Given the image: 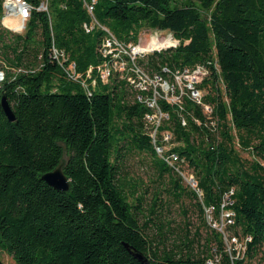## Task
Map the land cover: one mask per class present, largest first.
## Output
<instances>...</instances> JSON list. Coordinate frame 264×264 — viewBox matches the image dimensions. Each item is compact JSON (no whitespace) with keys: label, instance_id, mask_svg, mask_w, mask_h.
I'll return each mask as SVG.
<instances>
[{"label":"trees","instance_id":"trees-1","mask_svg":"<svg viewBox=\"0 0 264 264\" xmlns=\"http://www.w3.org/2000/svg\"><path fill=\"white\" fill-rule=\"evenodd\" d=\"M3 1L0 98L15 120L0 106V251L15 264H264V0H93L95 19L123 43L137 44L143 30L167 33L172 48L136 61L150 76L171 81L176 69L204 68L200 102L187 89L180 103L158 101L167 119L155 141L139 100L147 94L118 71L102 81L106 32L83 27L92 0H46L47 11L37 10L45 0H26L22 33L3 26ZM53 47L69 55L86 88L68 79ZM131 151L151 157L162 186L148 215L164 190L187 196L210 230L202 246L186 239L168 248L164 235L149 237L153 219L141 223L148 189L122 170ZM59 165L66 192L41 179ZM184 167L195 189L183 186ZM224 212L232 213L231 238L243 240L240 257L206 223Z\"/></svg>","mask_w":264,"mask_h":264},{"label":"built area","instance_id":"built-area-1","mask_svg":"<svg viewBox=\"0 0 264 264\" xmlns=\"http://www.w3.org/2000/svg\"><path fill=\"white\" fill-rule=\"evenodd\" d=\"M93 3V0L92 2H84V6L91 17V22L89 25L83 24V27L87 32H90L94 28H101L106 32L105 52L103 53V57H105L108 62L103 64L104 75L102 81H107L113 72L118 71L125 76L127 82L131 86L147 94V97L144 98L139 96V100L143 99L148 109L144 114V119L146 124L152 129L150 136L152 140L155 141L161 122L164 119H167L163 117V111L160 109L158 101L160 99H164L169 103H180L181 97L185 94V90L187 89L190 92L191 98L200 102L202 93L195 88V85L201 82L204 78V68L197 67L194 69H176L171 72V81L165 80L158 75L150 76L137 65V59L154 51L172 48L174 43H166L162 46H148L146 47L147 49L140 48L137 44L131 42L123 43L116 39V37L109 32L107 28L98 23L93 16ZM31 9L32 6L26 0H4L2 3L1 18L3 26L12 32L22 33V31L25 30L26 22L30 17ZM37 10L47 11L46 0L40 3ZM152 32H155V35L166 33L157 30ZM56 51L63 54V63L59 65L68 79L75 81L82 87L86 88V79L83 78L80 71H77L76 65L73 61H71L69 55L62 50L56 49ZM164 71L167 72L168 70L164 69ZM89 73L90 69L87 70L85 74L86 77H89ZM2 78L3 76L0 72V81ZM204 111L206 113H210L211 107L204 105ZM170 138L171 135L169 133H163L164 141H168ZM163 150V147H157L158 155L162 156ZM172 157L173 159L176 158L174 155H172ZM184 178L189 185L195 189V181L191 178H187L186 176H184ZM231 214L232 213L227 212L225 215L228 216ZM231 239L234 242L238 241L235 237H232Z\"/></svg>","mask_w":264,"mask_h":264},{"label":"rangeland","instance_id":"rangeland-1","mask_svg":"<svg viewBox=\"0 0 264 264\" xmlns=\"http://www.w3.org/2000/svg\"><path fill=\"white\" fill-rule=\"evenodd\" d=\"M13 33L15 32L13 31ZM154 33L155 32L151 30H143L139 35L137 45L140 48H146L156 44V46L166 44V34L155 35ZM155 149L157 151V147H155ZM241 155L247 157V154L244 152H241ZM122 170L126 178L136 181L142 188L148 189L143 203V207H145L147 211H145V217L141 218V223H145L149 221V219L151 220V218L153 219V222H150L147 227V234L152 240L158 242L161 240L160 236L164 235L163 241L168 248L174 247L186 239L194 240V245L198 247L205 243V239L209 237L210 234L209 227L201 224L199 214L193 206L194 202L187 196H183L181 199L176 200L164 190L157 203L156 213L151 217L148 215L149 210L153 208L154 194L157 188L160 189L162 187L153 174L152 159L148 154L138 153L137 151L128 152ZM184 175L187 178L193 179L191 171L186 167H184ZM182 184L190 188L189 183L185 179H183ZM225 214L224 212L217 224H214L212 217L208 214L206 223L212 228L222 231L227 251L230 253L231 250L235 248L237 256L240 257L244 249L243 240L237 242L232 241V232L226 229ZM197 230L199 236L195 234ZM218 257L219 256H216V258ZM0 259L4 264H15L13 260L2 251H0Z\"/></svg>","mask_w":264,"mask_h":264},{"label":"water","instance_id":"water-1","mask_svg":"<svg viewBox=\"0 0 264 264\" xmlns=\"http://www.w3.org/2000/svg\"><path fill=\"white\" fill-rule=\"evenodd\" d=\"M0 106L7 119L9 121H14L15 120L14 114L7 102L5 95H2L0 98ZM41 179L44 182H46L50 187L54 188L57 191L66 192L70 188L69 180L62 171V165H59L53 171L43 174L41 176ZM124 246L133 255L134 258H136L142 263H146V259L141 253L132 249L128 244L124 243Z\"/></svg>","mask_w":264,"mask_h":264},{"label":"bare ground","instance_id":"bare-ground-1","mask_svg":"<svg viewBox=\"0 0 264 264\" xmlns=\"http://www.w3.org/2000/svg\"><path fill=\"white\" fill-rule=\"evenodd\" d=\"M164 34H167V33H164ZM105 40H106V37H105ZM165 41L166 43H170V41L167 39V35H166V38H165ZM157 45V44H156ZM156 45H153V46H156ZM55 48V47H53ZM52 52H53V56L54 58L60 63L62 64L63 63V54H60L59 51H56V49H52ZM103 75H104V70L101 72V78H103Z\"/></svg>","mask_w":264,"mask_h":264}]
</instances>
